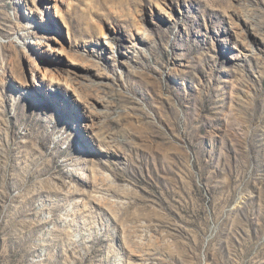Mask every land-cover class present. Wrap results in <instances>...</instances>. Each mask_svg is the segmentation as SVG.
<instances>
[{
    "label": "rangeland",
    "instance_id": "obj_1",
    "mask_svg": "<svg viewBox=\"0 0 264 264\" xmlns=\"http://www.w3.org/2000/svg\"><path fill=\"white\" fill-rule=\"evenodd\" d=\"M0 264H264V0H0Z\"/></svg>",
    "mask_w": 264,
    "mask_h": 264
}]
</instances>
